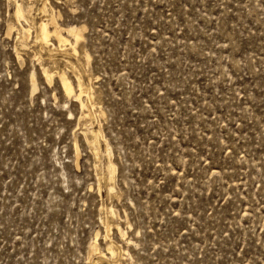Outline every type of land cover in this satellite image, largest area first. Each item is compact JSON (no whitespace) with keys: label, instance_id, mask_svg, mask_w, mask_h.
I'll return each mask as SVG.
<instances>
[{"label":"rangeland","instance_id":"rangeland-1","mask_svg":"<svg viewBox=\"0 0 264 264\" xmlns=\"http://www.w3.org/2000/svg\"><path fill=\"white\" fill-rule=\"evenodd\" d=\"M97 263L264 264V0H0V264Z\"/></svg>","mask_w":264,"mask_h":264},{"label":"bare ground","instance_id":"bare-ground-1","mask_svg":"<svg viewBox=\"0 0 264 264\" xmlns=\"http://www.w3.org/2000/svg\"><path fill=\"white\" fill-rule=\"evenodd\" d=\"M45 8V7H44ZM43 9V8H42ZM44 10V9H43ZM44 11H46V10H44ZM15 15H16V17L18 18V20L19 19H26L27 20V17H26V13H25V10H24V8H23V6H22V4L21 3H17V8H16V11H15ZM53 18V17H52ZM50 24H52L53 26H54V28L53 29H51L50 28ZM33 26V25H32ZM33 28V27H32ZM63 30H64V28L62 27V26H60L57 22H56V20L53 18L52 20H51V22H49L48 20L47 21H42L41 23H40V35H41V37H42V39L44 40V42H48V40H49V38L51 37V36H55V38H57L58 39V41L59 42H61L62 44L63 43H67V42H70V40H69V38L66 36V35H64L63 34ZM66 30L69 32V34H71L74 38H75V40H76V42L80 39V37H81V35H82V33H81V30L79 29V28H77V27H75V26H71V27H68V28H66ZM28 33V32H27ZM67 33V32H66ZM28 35H31V34H28ZM25 37V36H24ZM28 37V36H27ZM54 38V37H53ZM52 39V38H51ZM68 44H70V43H68ZM71 45H72V43H71ZM62 46V45H61ZM64 46V45H63ZM67 46V45H66ZM69 47H74V46H69ZM75 48V47H74ZM70 50V49H69ZM74 52V51H73ZM79 70V69H78ZM43 71H44V69H43ZM49 71V70H48ZM51 71V70H50ZM46 72V71H45ZM47 73V72H46ZM52 73H54V71L52 72ZM51 73V74H52ZM49 74H50V72H49ZM56 74V73H55ZM54 74V75H55ZM46 75V74H45ZM79 76V75H78ZM51 78H52V76H51ZM76 78H78L77 79V88H79V93H77L76 92V89H75V87H73L72 86V84L68 81V78L66 77V76H62V81H63V87H64V91H65V94L68 96V97H75L76 98V100L81 104V107L83 108L85 105H87V104H85L84 103V101H83V95L85 94V93H88L89 91L88 90H90V89H87V87L85 86V83L83 82V79L79 76V77H76ZM85 96V95H84ZM87 96V95H86ZM89 96V95H88ZM88 96L86 97V99H88ZM74 99V98H73ZM85 100V99H84ZM94 104V103H93ZM88 106V105H87ZM86 107V106H85ZM88 108V107H87ZM86 109V108H85ZM83 111H84V108L82 109ZM82 111V112H83ZM83 114V113H82ZM89 114V113H88ZM85 115H86V113H85ZM84 116V115H83ZM85 117V116H84ZM88 117V116H87ZM85 119H87V118H85ZM88 120V119H87ZM87 128V127H86ZM89 129V128H88ZM99 131V130H98ZM97 131V132H98ZM85 132H87V131H84L83 133L85 134ZM91 132H92V130H91ZM82 133V134H83ZM87 134V133H86ZM84 136V135H83ZM100 137V136H99ZM88 138V137H87ZM93 139V141H94V139L95 138H92ZM88 140H90V139H88ZM96 140V139H95ZM91 142V141H90ZM96 142V141H95ZM94 142V143H95ZM99 142V141H98ZM87 143H88V141H87ZM93 143V144H94ZM97 143V142H96ZM89 144V143H88ZM90 145V144H89ZM92 145V144H91ZM90 145V146H91ZM96 146V145H95ZM97 150V149H96ZM98 151V150H97ZM97 153V152H96ZM99 153V152H98ZM102 154V153H101ZM97 155H99V154H97ZM99 157V156H98ZM114 170V169H113ZM111 179V178H110ZM107 222V221H106ZM106 224V223H105ZM110 224V223H109ZM108 225V224H107ZM112 225V224H111ZM119 227H120V225H119ZM111 228H112V226L109 228V230H111ZM105 231H106V227H105ZM122 233V232H121ZM112 243V242H111ZM108 250H109V252L112 254V255H114L115 254V249H114V247L112 246V245H110L109 247H108ZM100 251V250H99ZM117 251V250H116ZM100 253H101V251H100ZM118 253H119V251H118ZM103 255H105L104 254V251H103ZM117 255V254H116ZM116 255H114V256H116ZM121 255V254H120ZM111 260H112V258H111ZM122 263V262H121ZM98 264V263H97Z\"/></svg>","mask_w":264,"mask_h":264}]
</instances>
